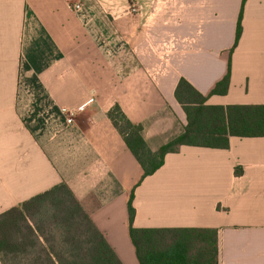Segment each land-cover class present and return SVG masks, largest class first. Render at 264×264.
I'll return each mask as SVG.
<instances>
[{
	"label": "crops",
	"instance_id": "0c3cea01",
	"mask_svg": "<svg viewBox=\"0 0 264 264\" xmlns=\"http://www.w3.org/2000/svg\"><path fill=\"white\" fill-rule=\"evenodd\" d=\"M243 2L0 0V215L66 184L123 264L132 228L216 229L218 264H264V137L182 146L144 177L109 117L157 152L188 123L181 79L208 96L230 71L206 104L264 106V0Z\"/></svg>",
	"mask_w": 264,
	"mask_h": 264
},
{
	"label": "trees",
	"instance_id": "16d2710c",
	"mask_svg": "<svg viewBox=\"0 0 264 264\" xmlns=\"http://www.w3.org/2000/svg\"><path fill=\"white\" fill-rule=\"evenodd\" d=\"M245 2V0H244ZM243 2V3H244ZM239 18L237 46L241 32ZM229 73L209 95L226 91ZM208 96L181 79L175 96L187 116L184 133L152 151L119 106L109 112L114 126L144 170L158 171L168 153L182 146L229 148L231 137H264V106L208 105ZM49 199L50 203L45 200ZM133 197L131 198L132 201ZM135 210L130 204V220ZM140 264H218L216 229H131ZM0 264H123L66 184L52 188L0 215Z\"/></svg>",
	"mask_w": 264,
	"mask_h": 264
},
{
	"label": "built area",
	"instance_id": "2783aa9c",
	"mask_svg": "<svg viewBox=\"0 0 264 264\" xmlns=\"http://www.w3.org/2000/svg\"><path fill=\"white\" fill-rule=\"evenodd\" d=\"M72 8L74 12L79 13L83 11V4L81 1H75L72 3ZM74 116H75V112L68 109H63L62 117H64V121L66 122V125H72L74 123Z\"/></svg>",
	"mask_w": 264,
	"mask_h": 264
},
{
	"label": "rangeland",
	"instance_id": "374dc122",
	"mask_svg": "<svg viewBox=\"0 0 264 264\" xmlns=\"http://www.w3.org/2000/svg\"><path fill=\"white\" fill-rule=\"evenodd\" d=\"M72 10H73V8H72ZM74 11V10H73Z\"/></svg>",
	"mask_w": 264,
	"mask_h": 264
}]
</instances>
